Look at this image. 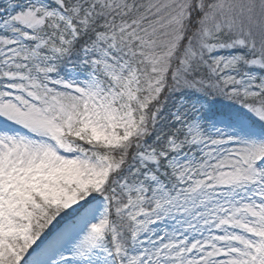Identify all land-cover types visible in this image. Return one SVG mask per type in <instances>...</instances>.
I'll use <instances>...</instances> for the list:
<instances>
[{"label": "snow or ice", "instance_id": "1", "mask_svg": "<svg viewBox=\"0 0 264 264\" xmlns=\"http://www.w3.org/2000/svg\"><path fill=\"white\" fill-rule=\"evenodd\" d=\"M0 264H264V0H0Z\"/></svg>", "mask_w": 264, "mask_h": 264}]
</instances>
